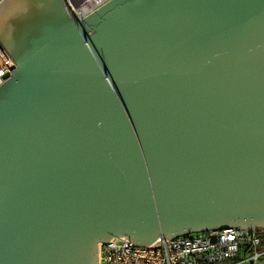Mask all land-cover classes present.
Listing matches in <instances>:
<instances>
[{"label":"water","instance_id":"water-1","mask_svg":"<svg viewBox=\"0 0 264 264\" xmlns=\"http://www.w3.org/2000/svg\"><path fill=\"white\" fill-rule=\"evenodd\" d=\"M65 5L0 4V264L264 230V0Z\"/></svg>","mask_w":264,"mask_h":264},{"label":"built area","instance_id":"built-area-1","mask_svg":"<svg viewBox=\"0 0 264 264\" xmlns=\"http://www.w3.org/2000/svg\"><path fill=\"white\" fill-rule=\"evenodd\" d=\"M110 1L64 0V3L68 11L70 6L77 18L84 20ZM15 69V62L0 41V87ZM98 264H264V232L227 227L174 238L161 235L148 247L114 237L99 243Z\"/></svg>","mask_w":264,"mask_h":264},{"label":"rangeland","instance_id":"rangeland-1","mask_svg":"<svg viewBox=\"0 0 264 264\" xmlns=\"http://www.w3.org/2000/svg\"><path fill=\"white\" fill-rule=\"evenodd\" d=\"M259 232H264V230H259Z\"/></svg>","mask_w":264,"mask_h":264},{"label":"flooded vegetation","instance_id":"flooded-vegetation-1","mask_svg":"<svg viewBox=\"0 0 264 264\" xmlns=\"http://www.w3.org/2000/svg\"><path fill=\"white\" fill-rule=\"evenodd\" d=\"M256 230H261L260 228H256Z\"/></svg>","mask_w":264,"mask_h":264},{"label":"bare ground","instance_id":"bare-ground-1","mask_svg":"<svg viewBox=\"0 0 264 264\" xmlns=\"http://www.w3.org/2000/svg\"><path fill=\"white\" fill-rule=\"evenodd\" d=\"M74 1V0H73ZM76 1H78V0H76Z\"/></svg>","mask_w":264,"mask_h":264}]
</instances>
